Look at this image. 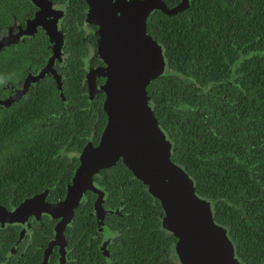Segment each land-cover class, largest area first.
Masks as SVG:
<instances>
[{
    "label": "trees",
    "instance_id": "1",
    "mask_svg": "<svg viewBox=\"0 0 264 264\" xmlns=\"http://www.w3.org/2000/svg\"><path fill=\"white\" fill-rule=\"evenodd\" d=\"M52 1L66 9L62 30L67 58L59 68L63 99L54 83L43 81L36 92L0 108V205L6 208L46 187L51 188L47 200L63 198L79 160L62 157L61 145L79 152L85 141L79 143L78 134L90 126L95 112L97 136L105 125L104 93L97 90L101 93L90 102L89 112L84 97V65L97 39L86 34L87 4ZM163 1L168 8L180 2ZM187 4L177 13L155 9L147 18L146 29L165 61L162 74L146 88L149 104L171 144V161L185 170L196 196L209 202L235 256L241 264H264V0ZM33 12L29 0H0V34ZM41 37L37 34L35 42ZM30 45L20 40L0 50V98L11 93L7 84L22 87V64L34 69L45 62L49 51L44 42L42 48L35 43L33 52ZM93 183L103 192L104 225L125 232L110 246L111 264H173L168 257L177 238L161 227L164 212L147 186L121 161L97 172ZM95 195L87 191L75 211L76 238L83 236L85 225L97 227ZM53 223L47 217L43 226L32 223L30 238L8 259L19 227L0 228V264H41L45 234ZM96 244L91 241L86 253L77 252L82 264H106ZM56 257L53 253L48 264Z\"/></svg>",
    "mask_w": 264,
    "mask_h": 264
},
{
    "label": "water",
    "instance_id": "2",
    "mask_svg": "<svg viewBox=\"0 0 264 264\" xmlns=\"http://www.w3.org/2000/svg\"><path fill=\"white\" fill-rule=\"evenodd\" d=\"M87 4L86 23L95 25L97 49L95 55L104 66L88 74V89L92 96L96 89L104 93L103 111L106 125L96 146L86 145L79 153V164L73 171L71 182L66 187L62 200L49 203L45 191L23 199L14 209L0 205V225L20 226L23 229L6 259L15 253L28 229L29 217L39 219L47 215L59 219L54 228L45 257L51 247L60 246L63 259V236L65 224L73 217L82 196L91 191L97 194L94 201L95 216L99 227L106 211L103 208V192L92 185L93 176L102 169L121 161L133 175L147 186L164 212L162 227L177 238L175 251L183 264H241L234 256V246L226 235L225 228L212 218V209L207 200L194 193L192 180L185 170L170 159V142L158 126L149 106L147 86L164 71L165 61L160 45L146 29L150 13H177L187 8V0L168 8L163 0H84ZM38 8L26 29L9 28L0 36V50L4 46L22 40L41 26L52 44V56L38 77L48 70L53 71L64 48L63 35L58 20L63 11L51 7L50 0H31ZM94 76L105 78L97 86ZM60 88L59 76H55ZM25 89V88H24ZM24 90H14L9 97L0 98V107L16 102ZM45 264V263H44Z\"/></svg>",
    "mask_w": 264,
    "mask_h": 264
},
{
    "label": "flooded vegetation",
    "instance_id": "3",
    "mask_svg": "<svg viewBox=\"0 0 264 264\" xmlns=\"http://www.w3.org/2000/svg\"><path fill=\"white\" fill-rule=\"evenodd\" d=\"M29 1L31 2V0H29ZM50 1L52 3L51 4V7L53 9L62 10L63 11V15L65 14L66 9L64 7H62L59 4L53 2L52 0H50ZM33 6H34V12H33L32 15H29V13H28L27 15H25L22 18V21H20V22L19 21H15L14 24L12 26H9L3 34H0V36L5 35V33H7V31L9 30V28H12L14 30H17L18 27L21 26L22 30L26 29V26H27L28 21L31 20L32 18H34L35 12L38 10V8L34 4H33ZM85 23H86V21H85ZM58 26L60 27V29L62 31L63 41H64V34H63V30H62V19H59L58 20ZM85 26H87V28L89 29V30H86V34H89L90 33V34H93V36H94V33L93 32H94V30L97 27L94 29L92 27V25H90L88 23H86ZM37 34L38 35H42V37L40 38V41H36L35 42V38H36ZM27 39H29V40H27ZM21 41L23 43H25L26 41H28L31 44L30 45V48H29V51L30 52H33V49L32 48L34 47V44L35 43H38L39 44V47H41V43L42 42H44V49H46V51L47 50L49 51V54L46 57L45 62L42 65H38V66L34 67V69H32L30 66H27L26 67V66H24V64H22V82L21 83L18 82V84L22 85V90H24V92L22 93V98L25 97V96H27V94L29 92H36V90L39 88L40 83H42L43 81L44 82L51 81L52 83L55 84L56 88L60 91V93H59L60 94V97H62V99H63V93H62V84H63L62 83V78H63V73L60 72V69L59 68L64 67L66 65V62L65 61H66L67 56H66V52H64V48H63V52L61 53L60 59L59 60H56L54 66H53V71L48 70L46 73L41 74V76L38 77V73L37 72L40 69H42L43 67H45V65L47 64L49 58L53 54V52H52V44L49 41L48 36H47L45 30L41 26H37L34 29V31L32 32L31 35H29V36H22V40ZM96 49H97V43H96ZM96 49L93 50L92 47L91 48L89 47V56L86 59V62H85V65H84V71H85L84 72V78H83V82L85 84V95H84V97H85V101H88V103H89L88 104V108H89L88 109V112L90 111V107H91L90 102L92 101V99H94L98 93H101V92L97 91L99 89H96L95 93L92 96H90L89 89H88V84H87L89 72L91 70L96 69L99 66H104L103 61L101 59H99L98 57H96V55H95ZM94 58L96 59V61H94L92 63V60ZM55 76H59V79H60V88H58L57 82L54 79ZM94 79H95V82H96V85L97 86H102L103 83H104V81H105V78L104 77H101V76H94ZM6 87H10L11 93L8 94L7 96H5L4 98L12 95L13 91L16 89V87H13V86L11 87L10 84H7ZM103 101H104V98H103ZM103 101H102V110H103ZM149 102H150V96H149ZM149 102H148V104H149ZM149 106H150V104H149ZM0 108H2V107H0ZM64 108H65V104H64ZM51 116H53V115H51V113L49 115H47L46 116V120L48 121ZM54 116H56V115L54 114ZM93 116L94 117H93V119L91 117V120L87 117V119L90 120V126H88L86 129H84L82 131V134H80V136L78 134V139H79L78 142L80 143V140L85 141V144L82 146L81 150L86 145L96 146L99 143V140H100V137H101V133H102V131H103L105 125H106L107 117H106L105 125H104L103 129L101 130V132L97 136V132L95 131L96 126L93 127L95 125L96 112L93 114ZM70 136L72 137V140L73 141H75L74 139H77L75 136H72L71 134H70ZM96 139H98L97 140L98 142H96ZM80 151L79 152H76V151L72 150L71 147H70V145H65V143H63L61 145V147H60V154H61V156L64 157L65 154H68V157H69L70 160H72L73 158H78ZM78 160H79V158H78ZM74 169L75 168H72V172L74 171ZM22 180H25V176H23ZM70 182H71V180H70ZM67 185L65 186V193H66V187H67ZM92 185L95 188H97L95 186V184L93 183V181H92ZM50 189H51L50 187L49 188L46 187V189L44 188V191L46 190V192H45V200L47 202H49V203H56V202H58V201H60V200H62L64 198L65 193H64L63 198H61V199L59 198L56 201L47 200V197H49L51 195L50 194ZM84 195L82 196V199H81V202H80L79 206L83 202V199L85 197ZM96 197H97V195H95V199H96ZM102 199H103V196H102ZM15 207L16 206H12L11 208H8V209L11 210V209H14ZM78 207L74 210V215H75V211L78 209ZM93 212H94V215H95L94 202H93ZM113 212L114 211H112V212L110 211L108 214H112ZM118 213H119V211H117V210L114 212V214H116V215ZM74 215L65 224V227H64V229L62 231V236H63V259L62 260L60 259V256L61 255L59 253V250H60V246L59 245H54L53 247H51V249H50L47 257H45V251L47 250L50 242L54 238V228H55L56 223L59 221V219H50L47 215H42L39 219H34L33 216L29 217L27 219V221H26L25 226H24V227H26L28 229V231L25 233V236H24V239L22 240V243L26 239H29L30 238V235L32 233V226H31V224L34 223V222H39L40 226H43L42 219L44 217H47L50 221H54V223L52 225L51 232H49L48 234H45L47 239L45 241L44 248H43V256H42L41 264H44V263L45 264H48L49 262H51V260L49 258L51 256L53 257V253H57V257L54 260L53 264H82L83 257L81 256V254H79L77 252L80 251V250H82L84 252L85 251V248H86L85 246H88L91 241L94 244L97 243L96 244V247L103 254V258H102L103 261H105L106 264L113 263V258L111 257V253H110V246H111V244H112V242H113V240L115 238H117L121 234H124L125 232H123L121 229H118V230L109 229L107 226L104 225V223L102 224L101 227H99L98 224H97V222H96V225H97L96 229H89V228H87L88 225H85L84 228H83V232H82V235L83 236L76 238V233H75L76 228H75V223L73 222ZM105 215H106V213H105ZM105 215H104V218H105ZM103 222H104V219H103ZM6 227H8V226H6ZM6 227H4V228H6ZM14 227H19V235H20V231H21V229H23V226H22V228L20 226H14ZM161 227H162V219H161ZM0 228H2L1 225H0ZM163 229H165V228H163ZM165 230H167V229H165ZM82 242H83V245H81ZM230 242L232 243L231 240H230ZM233 246H234V244H233ZM172 251L175 252V246H173V250ZM85 253H86V251H85ZM87 253H89V252H87ZM175 254H176V252H175ZM170 256H171V252H170L169 257H168L169 259H171ZM234 256H235V250H234ZM177 258H178V256H177ZM178 261H179V264H180L181 261L179 260V258H178ZM171 262L173 264H175V262H173L172 259H171Z\"/></svg>",
    "mask_w": 264,
    "mask_h": 264
},
{
    "label": "rangeland",
    "instance_id": "4",
    "mask_svg": "<svg viewBox=\"0 0 264 264\" xmlns=\"http://www.w3.org/2000/svg\"><path fill=\"white\" fill-rule=\"evenodd\" d=\"M85 27H86V30H89V29L87 28V26H85ZM93 33H94V32H93ZM175 252H176V251H175ZM175 252L172 251L170 257H171V259L173 260V262H175V264H179V261H178V258H179V257L177 258L178 255H176L177 253L175 254ZM179 260H180V259H179ZM177 261H178V262H177ZM180 264H183V263L180 262Z\"/></svg>",
    "mask_w": 264,
    "mask_h": 264
}]
</instances>
